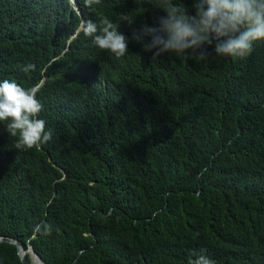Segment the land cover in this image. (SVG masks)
I'll list each match as a JSON object with an SVG mask.
<instances>
[{
  "label": "trees",
  "instance_id": "16d2710c",
  "mask_svg": "<svg viewBox=\"0 0 264 264\" xmlns=\"http://www.w3.org/2000/svg\"><path fill=\"white\" fill-rule=\"evenodd\" d=\"M76 1L83 26L119 24L124 57L83 26L70 39L81 16L68 0H0V81L36 87L52 132L17 150L0 121V236L47 264H187L201 250L264 264V41L242 59L153 60L131 36L160 0ZM28 253L0 242V264Z\"/></svg>",
  "mask_w": 264,
  "mask_h": 264
},
{
  "label": "clouds",
  "instance_id": "9594fccd",
  "mask_svg": "<svg viewBox=\"0 0 264 264\" xmlns=\"http://www.w3.org/2000/svg\"><path fill=\"white\" fill-rule=\"evenodd\" d=\"M68 1L74 9L80 8L76 0ZM84 2L91 8L102 0ZM160 6L164 14L155 16L152 26L133 29L131 36L143 51L152 53L153 60L165 53L177 58L195 56L201 61L218 56L242 59L252 54L257 41H264V0H192L193 13L173 0H160ZM120 20L133 23L127 14H121ZM118 28L119 24L105 15L88 20L83 32L98 49L119 59L129 51V37ZM33 68L28 63L21 66V71L27 73ZM37 94L36 87H25L15 79L0 81V121L7 122L6 131L16 138L17 150H30L52 139L51 130H46L40 118L43 105ZM187 264L216 262L201 250L193 252Z\"/></svg>",
  "mask_w": 264,
  "mask_h": 264
},
{
  "label": "water",
  "instance_id": "95a60500",
  "mask_svg": "<svg viewBox=\"0 0 264 264\" xmlns=\"http://www.w3.org/2000/svg\"><path fill=\"white\" fill-rule=\"evenodd\" d=\"M75 9L77 10L78 14L81 16V25L78 26L77 30H76V31L70 36V39H71L73 36H75V35L80 31V29L82 28L83 22H84V18H83L82 15H81L80 8L75 7ZM3 240H8L9 242L13 243V244L16 246V248H17V252H18V255H19V257H20L21 260H23L25 254L28 253L27 250H28V249H31L32 252L37 256V258H38L39 261H41L43 264H47V263H46V262L40 257V255L37 254V253L34 251L33 247L31 246V244H30L29 242L27 243V248H24V247H22V245L20 244V242H19L16 238H14V237H3V236H0V242L3 241ZM28 254H29V253H28ZM31 262H32L33 264H35L34 261H33L32 259H31Z\"/></svg>",
  "mask_w": 264,
  "mask_h": 264
},
{
  "label": "bare ground",
  "instance_id": "6f19581e",
  "mask_svg": "<svg viewBox=\"0 0 264 264\" xmlns=\"http://www.w3.org/2000/svg\"><path fill=\"white\" fill-rule=\"evenodd\" d=\"M29 250H31V249H28L27 250V252L29 251ZM32 251V250H31ZM30 257H31V259L34 261V263H35V260H34V258H32V256L30 255Z\"/></svg>",
  "mask_w": 264,
  "mask_h": 264
},
{
  "label": "rangeland",
  "instance_id": "374dc122",
  "mask_svg": "<svg viewBox=\"0 0 264 264\" xmlns=\"http://www.w3.org/2000/svg\"><path fill=\"white\" fill-rule=\"evenodd\" d=\"M30 255V254H29Z\"/></svg>",
  "mask_w": 264,
  "mask_h": 264
}]
</instances>
